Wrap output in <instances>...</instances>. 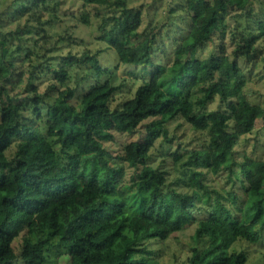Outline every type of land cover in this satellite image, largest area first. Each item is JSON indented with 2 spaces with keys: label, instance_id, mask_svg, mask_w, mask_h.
<instances>
[{
  "label": "trees",
  "instance_id": "trees-1",
  "mask_svg": "<svg viewBox=\"0 0 264 264\" xmlns=\"http://www.w3.org/2000/svg\"><path fill=\"white\" fill-rule=\"evenodd\" d=\"M131 1L84 0L117 12L99 26L118 61L112 68L88 48L49 55L71 39L53 27L58 0H0V264H48L46 253L62 245L69 264H149L145 241L189 224L187 264H247L231 246L264 240V138L261 171L246 168L242 190L224 194L208 183L209 175L236 173L241 138L257 127L264 137V107L244 95L245 74L223 41L230 17L264 35L262 14L252 0H167L164 22L143 27L144 3ZM184 19L187 29L176 27L167 48L165 26ZM245 31L234 52L249 58L257 37ZM218 32L220 44L198 57ZM161 55L166 63L156 61ZM119 64L149 73L114 105L127 88L114 83ZM41 79L49 81L43 92ZM216 97L220 106L210 109ZM177 120L208 139L166 153L178 173L170 184L148 164L158 143L169 150ZM114 130L138 138L122 144ZM124 163L141 166L133 185L123 183Z\"/></svg>",
  "mask_w": 264,
  "mask_h": 264
},
{
  "label": "rangeland",
  "instance_id": "rangeland-1",
  "mask_svg": "<svg viewBox=\"0 0 264 264\" xmlns=\"http://www.w3.org/2000/svg\"><path fill=\"white\" fill-rule=\"evenodd\" d=\"M254 2V11L262 14L257 19V23L264 25V0H252ZM144 3L145 10V23L143 27H148V22L151 21V25L160 26L164 22L167 12V0H132L131 5L139 6ZM1 5L0 9L5 7ZM258 10V11H257ZM56 23L54 29L57 33L62 35H69L71 37L70 42L66 43L65 47L52 51L49 55L58 57L60 53H65L67 50L74 52L82 51L88 48L92 51H100L103 61L108 66L112 67L118 64L114 50L110 47L109 43L104 37V32L99 29L102 24V19L108 18L117 14L112 8H104L96 10L94 5H85L84 0H58V7L56 8ZM99 13V14H97ZM110 23L105 27L106 31L110 29L112 25ZM188 21L179 20L176 24L171 26H165L168 32L169 41L166 42L167 48L171 44L174 38H178V34L175 32L176 27L182 30H186L188 27ZM247 25L251 27H246ZM251 31L256 35L257 39L252 47L251 56L246 58L240 54L236 55L234 51L243 44L241 41V33L246 35L245 31ZM260 28L254 22H248L241 19L238 24L235 23L234 18H227L226 32L223 35L227 46V51L231 59H236L241 65L245 74V86L243 93L247 99L255 104H259L264 107V35L260 36ZM220 35L218 32L215 34V42L207 43L202 48L198 49L197 56L200 58L207 57L215 48L220 44ZM167 36V37H168ZM166 39V38H165ZM171 52L170 50L166 53ZM165 55L158 56L156 61L162 60V63H166ZM20 60H18V63ZM114 71V83L116 85L125 82L127 88L122 89L119 93L121 99L116 101L115 104L122 102L126 97L130 95L131 89L136 85L139 78H143L148 75V71L141 68L127 67L119 64L118 70ZM25 81L19 84L16 91L23 89ZM39 90L43 92L49 85V81L41 79L37 82ZM219 98L216 97L214 102L209 105L210 109H216L220 106ZM221 109H226L223 105ZM168 137L171 139L169 143V150L164 151V148L160 147V143L157 144L156 149L153 151L152 159L148 164V167L159 168L167 172L168 183L178 175L174 166L170 162V158L166 156V153L175 151L178 149L181 152H187L196 146L203 145L208 139L206 132H201L193 129L182 120L173 121L168 126ZM258 131H254L251 134L241 138L239 145L236 147V173L232 176L228 173L222 175H209L208 183L210 187L217 188L221 192L229 193L234 190H242L247 179L246 168L250 167L256 172L261 171V160L259 152V141L263 140V132L260 127H257ZM260 131V132H259ZM114 135L117 142L122 144L136 140L137 135H123L114 130ZM258 145V146H257ZM163 147H166L163 145ZM257 148V150H256ZM11 150H9L10 152ZM124 180L123 183L127 185H133L136 178L137 171L141 168L134 167L128 163H124ZM202 216V214H196ZM195 224H189L180 231L172 233L167 239L160 240L152 238L145 241L146 248L151 251L148 256L149 264H187V258L191 253V246L194 245L192 241V235L195 231ZM21 238L15 240L13 244L14 251L17 252L21 243ZM230 251L243 252L246 254L248 260L247 264H264V240L258 243H249L244 240H237L234 245L231 246ZM46 262L48 264H69L70 257L66 246H55L46 253ZM22 264V263H20Z\"/></svg>",
  "mask_w": 264,
  "mask_h": 264
}]
</instances>
